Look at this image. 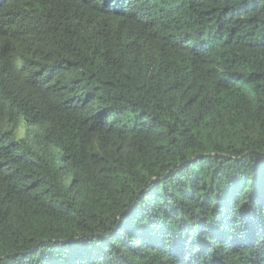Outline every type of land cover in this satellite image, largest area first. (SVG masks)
I'll use <instances>...</instances> for the list:
<instances>
[{
  "label": "trees",
  "instance_id": "trees-1",
  "mask_svg": "<svg viewBox=\"0 0 264 264\" xmlns=\"http://www.w3.org/2000/svg\"><path fill=\"white\" fill-rule=\"evenodd\" d=\"M0 264H264V0H0Z\"/></svg>",
  "mask_w": 264,
  "mask_h": 264
},
{
  "label": "rangeland",
  "instance_id": "rangeland-1",
  "mask_svg": "<svg viewBox=\"0 0 264 264\" xmlns=\"http://www.w3.org/2000/svg\"><path fill=\"white\" fill-rule=\"evenodd\" d=\"M242 86L243 85H241V87H240L241 89H242ZM244 90H249V86L246 85L245 88H244ZM23 133H24V128H23V122H22L21 125H20V129L18 131V136L19 137H22L23 136Z\"/></svg>",
  "mask_w": 264,
  "mask_h": 264
}]
</instances>
